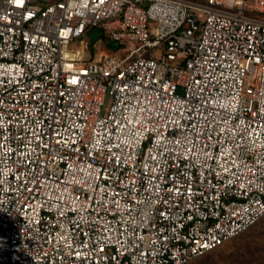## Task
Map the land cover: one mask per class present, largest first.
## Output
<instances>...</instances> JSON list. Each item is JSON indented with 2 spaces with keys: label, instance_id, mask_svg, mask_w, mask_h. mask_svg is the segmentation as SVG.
Instances as JSON below:
<instances>
[{
  "label": "built area",
  "instance_id": "obj_1",
  "mask_svg": "<svg viewBox=\"0 0 264 264\" xmlns=\"http://www.w3.org/2000/svg\"><path fill=\"white\" fill-rule=\"evenodd\" d=\"M262 218L264 0H0V264H189Z\"/></svg>",
  "mask_w": 264,
  "mask_h": 264
},
{
  "label": "rangeland",
  "instance_id": "obj_2",
  "mask_svg": "<svg viewBox=\"0 0 264 264\" xmlns=\"http://www.w3.org/2000/svg\"><path fill=\"white\" fill-rule=\"evenodd\" d=\"M100 38L101 31L97 29L87 36V40L94 43ZM104 49L108 53L117 52L107 48L106 44ZM115 56L124 55L116 53ZM191 264H264V218L239 237L230 240L223 248L196 258Z\"/></svg>",
  "mask_w": 264,
  "mask_h": 264
},
{
  "label": "trees",
  "instance_id": "obj_3",
  "mask_svg": "<svg viewBox=\"0 0 264 264\" xmlns=\"http://www.w3.org/2000/svg\"><path fill=\"white\" fill-rule=\"evenodd\" d=\"M106 47L107 48H109L110 50H112V51H117V49H118V46L116 45V44H114V43H111V42H107L106 43ZM112 53H115V52H112ZM258 223V222H257ZM248 231V230H247ZM243 234V233H242ZM241 234V235H242ZM240 236V235H239ZM238 236V237H239ZM237 238V237H236ZM228 243V242H227ZM226 243V244H227ZM226 244H224L223 246H221V247H219L218 249H216V250H214V251H212V252H209V253H207V254H211V253H213V252H215V251H217V250H219L220 248H223ZM206 254V255H207ZM205 256V255H204ZM203 257V256H202ZM194 261V260H193ZM193 261H191L189 264H191Z\"/></svg>",
  "mask_w": 264,
  "mask_h": 264
}]
</instances>
